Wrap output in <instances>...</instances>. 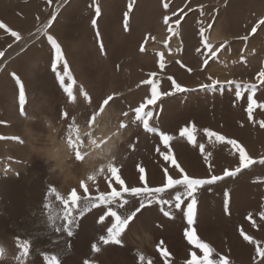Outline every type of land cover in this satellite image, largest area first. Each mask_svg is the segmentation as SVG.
<instances>
[{
  "label": "rangeland",
  "instance_id": "1",
  "mask_svg": "<svg viewBox=\"0 0 264 264\" xmlns=\"http://www.w3.org/2000/svg\"><path fill=\"white\" fill-rule=\"evenodd\" d=\"M59 2L60 0H0V23L8 29L6 31L5 28H0V61L6 50L21 46L41 29L47 20H52L47 29L48 34L61 46L75 81V99L69 102L55 79V73L51 71L54 53L44 36H40L37 42H30L23 47L22 53L17 56L15 54L11 60L5 61L0 69V114L3 113L0 115V136L6 139L0 140V147L12 150L22 146L19 142L9 139L19 136L17 127V130L12 128L19 125L15 118L20 117L18 88L12 73L25 84V116L34 114L35 109L46 99L54 100L55 117L60 121L62 133L66 134H63L65 138L69 134L68 129L72 121H75V125L80 123L90 127L88 123L93 115L99 112L100 104L108 96H112L113 100L105 107L118 113L119 125H126L125 128H120L123 142L119 145L113 166L119 169L118 174H122L128 186H141L138 179L139 167L145 170V182L150 186H161L166 164L170 175L177 178L178 173L172 171L170 162L164 161L157 151L158 148H163L159 136L145 132L140 122H133V109L151 95V86L144 81L156 80L158 90L171 91L174 79L192 91L162 97L156 105L146 106L145 111L150 108L154 110L150 126L173 136L170 142L173 158L186 173L196 178H206L209 165L211 173L216 175H222L225 169L234 170L239 165L238 152L230 145L217 142L214 137H206L205 129L215 131L228 139H235L244 147L246 154L256 161L236 177L225 178L200 190L196 223L194 221L193 225L196 236L200 239V231L205 228L218 229L220 225L219 237L217 236L219 239L216 237L213 240L209 237L211 242L200 239L212 247L216 245L213 248V258H227L230 255L229 259L227 258L229 264H238L243 257L240 264H245V261L246 264H257L260 258L256 254L253 257H245L240 253L237 246L243 236L236 225L244 223L251 227L252 217L249 220L248 214L252 210L248 205L244 206V203H247L246 200L248 203L254 200L255 189L253 192L249 191L253 189L252 185L262 187L264 184V164L260 163L264 160V127L258 125L264 122V109L254 107L253 118L249 121L248 93L245 92L237 100L234 85L229 87L226 81L233 80L242 86L255 84L257 88L253 99L257 105L264 104V84L258 80L261 70H264V57H261L264 52V25H259V21L264 20V4L257 7L256 0V5L246 10L245 7H236L239 4L241 6V1L234 2L236 6L231 9L228 4L232 3V0H212L208 5L202 4L200 0H95V4L93 0H67L53 20L52 13L56 11ZM130 3L132 10L128 13V23L125 25L124 14L128 12ZM96 6L100 8L99 17L95 13ZM145 12H149L148 23L145 29L141 30ZM132 17H135V21ZM93 19L96 20L95 27L92 25ZM253 28L256 30L253 31ZM11 32L18 33L20 39L12 37ZM212 33L217 36L214 40L210 39L209 34ZM161 35L165 36L166 40L160 39ZM151 36L156 41L159 37L156 43L162 41L160 45L163 44L164 47H147L146 45L153 41ZM174 39L180 40L179 45L177 44L180 49L177 45H172ZM167 41L169 45L166 44ZM205 44L209 47L206 48ZM58 69L62 74L63 65H59ZM152 73L155 75H150ZM212 80L225 82L224 87L211 91L200 89L201 85L210 84ZM67 83L65 80L66 85ZM81 89L88 94L90 103L81 96ZM64 111L68 113L67 118H61ZM125 112L128 113L127 116L123 115ZM96 119L97 116L94 123ZM186 126L190 127L196 136L195 145L189 144L186 138L179 136V130ZM252 126L253 133L249 135ZM259 126L261 128H258ZM5 130L9 131L6 133ZM86 140L87 137L83 138L82 144ZM200 144L206 145L208 163H205L200 153ZM20 162L24 163L23 158ZM248 181L251 186H247V190L252 196L248 193L245 195V190L241 193L242 198L237 201L238 198L235 199L234 195L240 192L243 183ZM109 183L118 188L111 178V173L105 169L94 181L86 183L90 188L89 195L98 194V191H110ZM52 187L56 188L61 196L66 195L64 198H67L72 188L77 190L78 195L83 194L79 185L72 187L70 191L68 187L61 186L60 181L49 176L39 162H32L30 165L24 163L14 174L10 172L8 175L0 170V249H3L4 253L0 257V264H44L45 259L52 258H55L58 264H83L85 259L91 260L93 264H165V259L161 256L164 251L170 254L168 264H186L191 258L190 253L198 252V256L202 255L199 249L188 244L184 236L187 224L182 212L173 210L175 219L170 220L163 216L159 205L150 206L144 215L122 234L120 245L99 243V237L106 235V229L96 222L98 216L93 215L98 213L99 209H93L92 213L82 217L74 228L73 237L69 238L62 231H57L62 221H50L49 210L43 207L45 203L52 205L53 209L59 207L55 197L49 195L48 190ZM225 190L229 193L231 211L226 215L225 209H219L216 212L219 216L211 215L213 203H217L216 200H220V197L224 198ZM163 196L165 199L171 198L167 193ZM130 199L132 202L128 207H135L138 201ZM260 201L264 207V200ZM198 206H202V209L199 210ZM253 220L255 221L254 218ZM259 226L263 230L258 229L257 234L252 228L251 237L263 238L264 247V223L260 222ZM248 232L245 231V235H248ZM212 240L215 242L212 243ZM18 243L29 244L28 257L17 259ZM94 243L100 247V252H91V245ZM141 256L144 258L142 262Z\"/></svg>",
  "mask_w": 264,
  "mask_h": 264
},
{
  "label": "snow or ice",
  "instance_id": "2",
  "mask_svg": "<svg viewBox=\"0 0 264 264\" xmlns=\"http://www.w3.org/2000/svg\"><path fill=\"white\" fill-rule=\"evenodd\" d=\"M95 4V0H93ZM58 10V9H57ZM132 10V4L128 6V12L124 14V23H128V13ZM96 16H100L99 6L95 7ZM53 20L56 18V11L52 13ZM167 17H165V23H167ZM52 24V20H49L42 29L37 30L39 36L46 37L47 43L51 46L53 50V58L51 61V71L55 73V79L59 84V87L63 90V93L66 94L68 101H74L73 87L75 81L70 73V68L68 62L65 60V57L62 53L61 46L58 44L57 40L53 38L52 35L48 34V27ZM93 27L96 26V20H92ZM259 25H264V20L259 21ZM258 25V26H259ZM0 28L8 29L3 23H0ZM256 29L253 28V31ZM12 37L16 40L20 39V36L16 32L10 33ZM99 40V34H97ZM101 51H103V45H100ZM205 47H209L205 44ZM214 55V53H213ZM63 65L62 74L58 69L59 65ZM163 67V64H161ZM150 75H155L152 73ZM12 78L15 81V85L18 88V107L19 115L22 118H25V104H26V90L25 84L22 80L15 74L12 73ZM169 79H172L169 77ZM65 80L68 81L67 85ZM258 80L261 84H264V70L259 74ZM144 83L151 86V95L149 98L145 99L138 107L134 108L135 113L134 123L140 122L145 132L152 133L159 136L160 143L163 145V148H158L162 159L166 162H170L172 166V171L178 173V177L174 178L169 174V167L166 164L163 172V182L161 186H150L149 183L145 182V170L143 167L138 168L139 173V185L141 186H128L125 179L122 178V174H118L119 169L113 164H110L107 168V171L111 173V178L114 181L115 185L118 188L113 187L112 183L108 184L110 191H98V194L89 195L90 188L86 186L84 181L80 182L79 187L83 189V194L78 195L77 190L73 188L68 194L67 198L61 196L56 188H49V195L55 197V201L59 205L58 208L53 209L52 205L45 203L43 207L49 210L48 219L50 221H62L59 223L60 227L57 229L58 232L62 231L66 234L67 237H73L74 228L78 226L82 217H85L86 214L92 213L93 209H99L98 213H93L97 215V223L102 225L106 229V235H101L99 237V243L103 245H120L122 243L121 236L129 229L133 224H135L145 213V211L152 205H159L160 210L163 213L164 217H167L170 220L175 219L173 210H178L182 212L184 219L186 220L187 227L184 231V236L187 239L188 244L193 245L194 248L199 249V252L202 255H199L195 252L190 253L191 258L186 261V264H229V261L224 256H219L218 259H214V249L208 244L202 242L197 238L193 224L195 217L197 215V205H198V193L205 186L215 185L220 181L225 180V178L236 177L243 169L250 168L251 165L256 163L251 159L244 149L235 139H228L224 135H220L215 131L208 129L204 130V135L208 138H215L217 142L230 145L235 152L239 154V165L234 170L225 169L222 175H216L211 173V165H209V173L206 178H196L186 173V170L177 163V160L173 158V151L170 147V142L173 140V136L165 134L164 132L158 130L155 127L150 126V120L154 116V110L148 109L145 111L146 106L156 105L157 101L161 100L162 97L173 96L175 93H186L192 91V89L185 88L181 86L176 80L172 79L171 91H160L158 90V81L153 79H148ZM229 87L234 85V95L237 100H239L245 92L247 95V113L249 121L253 118V109L254 107H259L264 109V104L257 105L256 101L253 99L256 94L257 86L255 84H243V86L236 81L229 80L226 82ZM225 82L218 80H212L210 84H204L200 86L202 91H211L219 87H224ZM81 96L91 102L88 94L81 89ZM113 100L112 96H108L100 104L99 112L95 113L92 117V120L89 121V126H91L92 121L95 120L96 116L103 112L104 107L109 105V102ZM123 115L127 116L128 113L125 112ZM68 113L66 111L62 112L61 118H67ZM75 121L69 125L68 136L66 138L69 146L73 148L76 159L82 160L83 156L79 149L83 145L76 135L75 140L73 139V133H76ZM125 124L121 123L120 128H125ZM261 127H264V122H261ZM179 136L186 138L189 144L195 145L196 136L190 127L186 126L179 130ZM6 139L4 136H0V140ZM9 139L19 142L21 145L24 141L19 136H12ZM166 150V151H165ZM199 150L205 163L209 162V154L205 153V146L203 144L199 145ZM19 163V161H17ZM261 164H264V160L260 161ZM5 172H8L9 169L5 168ZM89 181H94L93 177H89ZM167 193L171 196L170 199H165L163 194ZM174 193V194H173ZM223 203L225 212H228L229 209V193L225 190L223 194ZM130 198H134L138 201V204L135 207L129 208L128 205L132 202ZM167 206V207H164ZM183 206V207H182ZM260 218L264 220V211L260 212ZM251 220V216L248 217ZM240 235L243 236L244 240L247 241L250 245L255 246L256 256L260 258L257 264H264V247L260 245V242L254 240L251 236L245 235L243 230H241ZM19 248V257L18 260L26 258L29 255L30 246L28 243L20 244L18 243ZM100 247L97 244L91 245V252L98 253L100 252ZM159 250V246H158ZM3 249H0V257L3 256ZM169 253L167 251L161 252V256L165 259V264H168ZM143 257H140L141 262ZM44 264H58V261L55 258L45 259ZM83 264H93L89 259H85Z\"/></svg>",
  "mask_w": 264,
  "mask_h": 264
},
{
  "label": "clouds",
  "instance_id": "3",
  "mask_svg": "<svg viewBox=\"0 0 264 264\" xmlns=\"http://www.w3.org/2000/svg\"><path fill=\"white\" fill-rule=\"evenodd\" d=\"M55 111L56 102L46 99L34 114L22 120L19 137L25 144L23 162L27 165L39 162L63 187L71 188L80 185L81 181L87 183L89 177L98 178L114 163L123 142L118 113L109 109L97 116L92 127L75 126L79 139L87 137L88 140L81 146L83 159L78 161L62 133Z\"/></svg>",
  "mask_w": 264,
  "mask_h": 264
},
{
  "label": "bare ground",
  "instance_id": "4",
  "mask_svg": "<svg viewBox=\"0 0 264 264\" xmlns=\"http://www.w3.org/2000/svg\"><path fill=\"white\" fill-rule=\"evenodd\" d=\"M66 1L67 0H60V2H59V4H58V7H57V9H56V13H58L59 12V10L61 9V7H62V5H64L65 3H66ZM146 1V0H145ZM201 2H202V4H204V5H208V4H210L209 2L210 1H212V0H200ZM237 1H241V6H240V4L238 5V6H236V4H234V2H237ZM258 2H257V7L259 6V4L261 5V7L263 6V4H264V0H257ZM82 2V1H81ZM255 2H256V0H232V3H230L229 2V6H231V9H233L235 6L237 7V8H243V7H245V9L246 10H249V9H251V7H253V6H255L256 4H255ZM139 3V2H138ZM155 3V2H154ZM194 4V3H193ZM201 4V3H200ZM215 4V3H214ZM142 5V4H141ZM203 6V5H202ZM149 7V6H148ZM148 7H146V8H148ZM196 7H197V5H196ZM204 7V6H203ZM136 10V9H135ZM167 10V9H166ZM164 11V10H163ZM140 13V12H139ZM146 13V16H145V18L142 20V22H141V30H143V29H145V26L147 25V23H148V17H147V15L149 14V12H145ZM115 14V13H114ZM157 14V13H156ZM220 14V13H219ZM138 15V14H137ZM112 16V15H111ZM141 17V16H140ZM139 17V18H140ZM156 17V16H155ZM0 18H1V16H0ZM133 19H134V21H135V17H132ZM152 18V17H151ZM132 20V19H131ZM48 21L49 20H47V22L46 23H44V25H46L47 23H48ZM53 22V21H52ZM102 23V22H101ZM189 23H191L192 24V22H189ZM44 25L42 26V28L44 27ZM100 25V24H99ZM170 25V24H169ZM131 26V25H130ZM184 26V25H183ZM41 28V29H42ZM49 28V27H48ZM182 28V27H181ZM184 28V27H183ZM150 29V28H149ZM158 29H159V27H158ZM65 30V29H64ZM61 31V30H60ZM101 31V30H100ZM134 32V31H133ZM144 32V31H143ZM146 32V31H145ZM113 34V33H112ZM127 34V33H126ZM133 34V33H132ZM210 35V39L211 40H214V39H216V35L214 34V33H212V34H209ZM86 36V35H85ZM155 36V35H154ZM163 35H161L160 36V39L161 38H164V39H162V40H166V38H165V36L164 37H162ZM173 36V35H172ZM176 36V35H175ZM179 36V35H178ZM39 35L37 34V32L34 34V35H32L30 38H28L27 40H25V42L21 45V46H15V47H12V48H10V49H8V50H6V52H5V55H3V57H2V59H1V61H0V69L2 68V66L4 65V63H5V61H8V60H11L13 57H15V56H17L19 53H22V51H23V47L24 46H26V45H28L30 42L32 43V42H35L37 39H39ZM151 37H153V36H151ZM171 37V36H170ZM169 37V38H170ZM82 38V37H81ZM118 38V37H117ZM155 38H157V37H155ZM168 38V41L171 39H169ZM178 38V37H177ZM41 39V38H40ZM158 39H159V37L157 38V41L154 39V37H153V41L151 42V43H149L148 45H146L147 47H153V46H159V47H164L163 46V44H161L160 45V43L162 42H160L159 44H157L156 42H158ZM93 41V40H92ZM167 41V43L166 44H168L169 42ZM180 40H178V39H174V41L172 42V45L174 46V45H179V42ZM37 42V41H36ZM87 42V41H86ZM88 43V42H87ZM163 43V42H162ZM35 45V44H34ZM143 45V44H142ZM169 45V44H168ZM176 46V47H178V49H180L179 48V46ZM172 46V51H174L173 49H175L174 47ZM169 47V46H168ZM33 48V47H32ZM96 48V47H95ZM165 48H166V46H165ZM164 48V49H165ZM171 48V47H170ZM183 48H184V46H183ZM87 49V48H86ZM178 49H176V50H178ZM170 50V49H169ZM175 50V51H176ZM110 52V51H109ZM177 52V51H176ZM99 53V52H98ZM178 53H180L179 51H178ZM182 53V52H181ZM180 53V54H181ZM16 54V55H15ZM26 54V53H25ZM34 54V53H33ZM235 54V53H234ZM15 55V56H14ZM28 55V54H27ZM100 55V54H99ZM26 56V55H25ZM177 56V55H176ZM252 56V55H251ZM181 57V56H180ZM179 57V58H180ZM261 57H264V52L262 53V56ZM27 58V57H26ZM253 59V58H252ZM28 61V60H27ZM248 62V61H247ZM237 63V62H236ZM252 63H253V61H252ZM251 63V64H252ZM228 66V65H227ZM262 69V68H261ZM225 70V69H224ZM262 71V70H261ZM217 73V72H216ZM215 73V74H216ZM229 73V72H228ZM25 74V73H24ZM35 74V73H34ZM232 75V74H231ZM238 76V75H237ZM24 77V76H23ZM113 79H115V77L113 78ZM223 79V78H222ZM241 79V78H240ZM125 80V79H124ZM133 80V79H132ZM224 80H226V79H224ZM36 82V81H35ZM227 82V81H226ZM227 84V83H226ZM134 86V85H133ZM31 88V87H30ZM116 90V89H115ZM226 93V92H225ZM110 95H111V93H110ZM118 95V94H117ZM13 96V95H12ZM228 96V95H227ZM1 102V101H0ZM86 102V101H85ZM11 103V102H10ZM15 106V105H14ZM36 106V105H35ZM91 106H92V104H91ZM198 107V106H197ZM5 110V109H4ZM7 110V109H6ZM81 110V109H80ZM79 110V111H80ZM98 110V109H97ZM72 111V110H71ZM105 111H107V108L106 107H104V110H103V112H105ZM28 112V111H27ZM103 112H100L101 114L103 113ZM5 113H6V111H5ZM4 113V114H5ZM9 113V112H8ZM263 113V112H262ZM3 114V113H2ZM2 114H0V115H2ZM28 114V113H27ZM14 116H15V114H13ZM57 115V114H56ZM80 116V115H79ZM81 117V116H80ZM87 118V117H86ZM18 122H19V125H17V126H14L12 129H14V130H17L18 129V131H19V129H20V126H21V123H22V117H16L15 118ZM83 119V118H82ZM92 119V118H91ZM78 120V119H77ZM95 121V120H94ZM73 122V121H72ZM93 122V121H92ZM258 122H260V120L258 121ZM18 124V123H17ZM69 124V123H68ZM80 124V123H79ZM95 123L93 122V125H94ZM256 124V123H255ZM261 123H259L258 125H260ZM88 125H89V123H88ZM93 125H91L90 127H92ZM10 127V126H9ZM16 127H17V129H16ZM7 128V127H6ZM11 128V127H10ZM232 128H234L233 126H232ZM231 128V129H232ZM256 128V127H255ZM258 128H261L260 126L258 127ZM253 129H254V127L252 126V127H250V130H249V135H251V133H253L252 131H253ZM261 130V129H260ZM6 131V130H5ZM9 131V130H8ZM8 131H6V133L8 132ZM232 131V130H231ZM231 131H229V132H231ZM262 131V130H261ZM260 131V132H261ZM11 132V131H10ZM66 133V132H65ZM64 134V133H63ZM16 135V134H15ZM64 135H66V134H64ZM68 135V134H67ZM76 133H73V139L75 140V137H76ZM264 135V134H263ZM258 136V135H257ZM81 141V143H82V139L80 140ZM239 141V140H238ZM8 143V142H7ZM88 143V140H86V141H83V145H86V144ZM6 144V143H5ZM243 144V143H242ZM2 145V144H1ZM4 145V144H3ZM17 146V145H16ZM206 146V145H205ZM5 147V146H4ZM6 147H7V144H6ZM8 147H10V146H8ZM11 148V147H10ZM251 148V147H250ZM4 149V150H3ZM250 150V149H249ZM24 151H25V144L23 143L22 144V146H19V147H17L16 149H12V150H8V149H5V148H3V146H1L0 147V157H1V160H0V170H2L3 171V173H5V174H10V172L11 173H15V170L16 169H19L20 170V168H21V166L22 165H24V163H22V162H20L21 160H22V158H23V153H24ZM79 151H81V148L79 149ZM5 156H6V158H5ZM17 161H19L20 163H17ZM186 161V160H185ZM236 163V162H235ZM234 163V164H235ZM233 167H235V166H233ZM5 168H7V169H9V171L8 172H5L4 171V169ZM23 168V167H22ZM251 170V169H250ZM24 171V170H23ZM22 172V171H21ZM256 174V173H255ZM10 176H12V175H10ZM18 177V176H17ZM251 177V176H250ZM251 179H252V177H251ZM250 179V180H251ZM94 180H95V178H94ZM252 181V180H251ZM263 181V180H262ZM92 182V181H91ZM236 182V181H235ZM250 183L251 182H247L246 184L245 183H243V188H242V190H240V192L238 191L235 195H234V197H235V199L236 198H238L237 199V201H239V199L240 198H242V194L241 193H243L245 190V195H247V193L249 194V196H252L251 194H250V192L249 191H252L253 192V190L255 189V195H254V200H255V203H254V200L252 201V202H249L248 203V200H246L247 201V203L245 204L244 203V206H246L247 207V205L249 206V209H251L252 210V212L251 213H249L248 215H250L251 217H252V223H251V227L250 226H248V224H241V225H236L237 226V229H240V231L241 230H243L244 229V233H245V231H249L248 233V235H250L251 236V231H252V228L254 229L253 231L255 232V233H257V230L259 229V230H263V228H261L259 225H260V222L261 223H264V220H262L261 218H260V212L261 211H264V207L260 204L262 201H260V199L262 200H264V189H263V187H264V184H262V187H260V186H258V185H252L253 186V189L252 190H249L248 189V187L247 186H249L250 185ZM89 184V183H88ZM242 184V183H241ZM255 184V183H254ZM251 186V185H250ZM61 188V187H60ZM69 188V187H68ZM72 188V187H71ZM71 188H69V191H70V189ZM261 188H262V191H261ZM73 189V188H72ZM249 191H248V190ZM221 192V191H220ZM64 194V193H63ZM244 195V196H245ZM63 196H66V195H63ZM259 196V198L257 199V197ZM231 198H232V196H231ZM245 198V197H244ZM214 200V199H213ZM231 200V199H230ZM244 200V199H243ZM217 201V203H213V208H211V211H210V214L211 215H215L216 214V212H217V210H219V209H224V203H223V199H221V197H220V200H216ZM251 201V200H250ZM211 203V202H210ZM207 204H209L208 202H207ZM214 206H216V207H214ZM199 207V206H198ZM200 209L199 210H201L202 209V206H200L199 207ZM231 211V208L230 209H228V213ZM258 212V213H257ZM208 213H209V211H208ZM226 213V212H225ZM232 213V212H231ZM151 214V213H150ZM206 214H207V212H206ZM216 215H218L219 216V214H216ZM215 215V216H216ZM225 215V214H224ZM226 215H227V213H226ZM225 215V216H226ZM253 215V216H252ZM257 216V218L255 217V216ZM151 216V215H150ZM217 216V217H218ZM231 216V215H230ZM239 216V215H238ZM247 216V215H246ZM228 217V216H227ZM216 218V217H215ZM253 218L255 219V221L253 220ZM204 219H205V215H204ZM207 219V218H206ZM212 218H210V220H211ZM217 219V218H216ZM203 221V220H202ZM225 221V220H224ZM209 222V220H207V223ZM195 223H196V221H195ZM231 223V222H230ZM229 223V224H230ZM250 223V222H249ZM204 224H205V222H204ZM227 224V223H226ZM194 225V224H193ZM196 225V224H195ZM198 225V224H197ZM203 225V224H202ZM207 225V224H206ZM138 226V225H137ZM218 226V225H217ZM232 227V226H231ZM199 228V227H198ZM208 228V227H207ZM219 228H220V225H219ZM218 228V229H219ZM225 228V227H224ZM206 229V228H205ZM205 229H203V230H205ZM217 228H215V229H209V230H205V232H202V231H200L199 232V237H200V239H203V240H209L210 241V238L211 239H215L217 236H218V232H219V230H218ZM230 229V228H229ZM234 229V228H233ZM195 230V229H194ZM228 231V230H227ZM232 231V230H231ZM230 232V231H229ZM237 232V231H236ZM226 233V232H225ZM231 233V232H230ZM247 233V232H246ZM261 233V232H260ZM258 234V233H257ZM135 235V234H134ZM138 235V234H137ZM147 235V234H146ZM231 235H232V233H231ZM260 235V234H259ZM221 236V235H220ZM228 236V235H227ZM233 236V235H232ZM210 237V238H209ZM219 237V236H218ZM217 237V238H218ZM230 237V236H229ZM209 238V239H208ZM225 238V237H224ZM233 238H236V237H233ZM232 238V239H233ZM238 238H240V237H238ZM219 239V238H218ZM148 240V239H147ZM212 240V243H214L215 241H213ZM224 240V239H223ZM227 240V239H226ZM235 240V239H234ZM254 240H257V241H259L260 242V245L262 246V242H263V238H257L256 236H255V238H254ZM208 241V242H209ZM219 241V240H218ZM236 241V240H235ZM244 241V242H243ZM206 242V241H205ZM211 242V241H210ZM230 242V241H229ZM234 242V241H233ZM232 242V243H233ZM238 242V241H237ZM207 243V242H206ZM217 244H218V242H217ZM226 244V243H225ZM230 244V243H229ZM221 245V244H220ZM152 246V245H151ZM176 246V245H175ZM216 245L214 244V246L212 247V248H214ZM238 248H239V250H240V253L241 254H243V255H245V257L246 256H251V257H253V255H255L256 253H255V246L254 245H250L247 241H245L244 240V238H243V240H241L240 241V243H239V246H237ZM75 250V249H74ZM216 251L215 252H217V249H215ZM196 251V250H195ZM198 251V250H197ZM237 251V250H236ZM232 252V251H231ZM230 252V253H231ZM198 253V252H197ZM200 253V252H199ZM220 253V252H219ZM233 253H234V250H233ZM235 254V253H234ZM233 254V255H234ZM239 253H238V251H237V255H238ZM232 255V254H231ZM117 256V255H116ZM230 256V255H229ZM228 256V257H229ZM235 256V255H234ZM227 257V258H228ZM232 257V256H231ZM236 257V256H235ZM238 257V256H237ZM233 258V257H232ZM244 258V257H243ZM243 258H242V260H243ZM229 259V258H228ZM235 259V258H234ZM73 260V259H72ZM232 260V259H231ZM242 260H240V262L242 261ZM246 260H247V258H246ZM250 260V259H249ZM253 260H255V259H253ZM248 261V260H247ZM235 262V261H234ZM236 262H239V261H236ZM240 262L238 263V264H240ZM244 262V261H243ZM245 264H246V261L244 262ZM248 263V262H247Z\"/></svg>",
  "mask_w": 264,
  "mask_h": 264
}]
</instances>
